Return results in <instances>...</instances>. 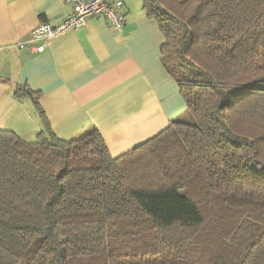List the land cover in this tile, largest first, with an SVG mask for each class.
Instances as JSON below:
<instances>
[{
	"label": "trees",
	"instance_id": "1",
	"mask_svg": "<svg viewBox=\"0 0 264 264\" xmlns=\"http://www.w3.org/2000/svg\"><path fill=\"white\" fill-rule=\"evenodd\" d=\"M142 3L185 112L111 157L16 88L43 127L0 129V264H264V0Z\"/></svg>",
	"mask_w": 264,
	"mask_h": 264
},
{
	"label": "crops",
	"instance_id": "2",
	"mask_svg": "<svg viewBox=\"0 0 264 264\" xmlns=\"http://www.w3.org/2000/svg\"><path fill=\"white\" fill-rule=\"evenodd\" d=\"M122 1L121 32L90 17L84 27L30 53L16 44L40 22L57 23L69 10L62 0H0V129L28 142L41 131L33 100L14 96L23 87L37 92L58 138L96 129L111 157L147 141L185 112L179 87L161 61L158 23L147 16L142 0Z\"/></svg>",
	"mask_w": 264,
	"mask_h": 264
},
{
	"label": "built area",
	"instance_id": "3",
	"mask_svg": "<svg viewBox=\"0 0 264 264\" xmlns=\"http://www.w3.org/2000/svg\"><path fill=\"white\" fill-rule=\"evenodd\" d=\"M62 2L69 10L68 14L57 23L44 21L37 24L29 31L26 40L16 44L18 49L40 53L65 32L84 27L90 17L103 19L117 32H121L126 24L122 0H62ZM38 41L41 43L36 44Z\"/></svg>",
	"mask_w": 264,
	"mask_h": 264
},
{
	"label": "rangeland",
	"instance_id": "4",
	"mask_svg": "<svg viewBox=\"0 0 264 264\" xmlns=\"http://www.w3.org/2000/svg\"><path fill=\"white\" fill-rule=\"evenodd\" d=\"M195 215L190 210H185L182 214L178 215V219L181 221H191L194 220Z\"/></svg>",
	"mask_w": 264,
	"mask_h": 264
}]
</instances>
